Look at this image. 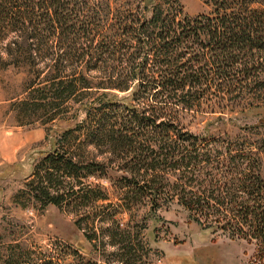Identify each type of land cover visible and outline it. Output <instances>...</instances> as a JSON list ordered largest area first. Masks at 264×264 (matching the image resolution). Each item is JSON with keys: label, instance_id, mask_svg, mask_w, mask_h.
<instances>
[{"label": "trees", "instance_id": "1", "mask_svg": "<svg viewBox=\"0 0 264 264\" xmlns=\"http://www.w3.org/2000/svg\"><path fill=\"white\" fill-rule=\"evenodd\" d=\"M136 1L0 0V62L27 65L37 86L26 93L52 110L51 150L27 184L54 204L93 197L99 184L80 176L119 181L125 204L147 199L152 213L176 198L203 229L254 240L252 264H264L259 155L245 139L181 130L169 108L250 87L264 53V0H205L210 14L194 16L177 0ZM209 76L223 78L204 84ZM123 247L120 258L131 259Z\"/></svg>", "mask_w": 264, "mask_h": 264}, {"label": "rangeland", "instance_id": "2", "mask_svg": "<svg viewBox=\"0 0 264 264\" xmlns=\"http://www.w3.org/2000/svg\"><path fill=\"white\" fill-rule=\"evenodd\" d=\"M177 1L190 16L212 10L205 0ZM111 3L126 8L137 1ZM263 56L259 54L254 76L248 78L249 88L209 94L190 110L182 103L169 102V108L179 115L181 130L208 139L230 136L247 140L248 147L259 155L264 178ZM106 64L127 63L108 60ZM31 72L24 64L17 67L0 62V264H252L254 240L230 236L220 228L203 229L176 198L161 201L152 213L147 199L125 204L119 181L85 176L79 177L83 183L99 184L90 193L93 197L85 201L79 196L54 204L36 197V183H27L33 168L51 150L48 130L53 121L52 110L42 112L26 93L29 86H37L27 83ZM211 77L204 78V84L209 85ZM213 78L221 82L223 76ZM94 151L99 153L97 159L107 154L104 148ZM111 166L117 163L105 168ZM72 181L66 177L63 184L69 187ZM115 231L118 233L113 234ZM126 244L132 246L129 260L120 258Z\"/></svg>", "mask_w": 264, "mask_h": 264}]
</instances>
